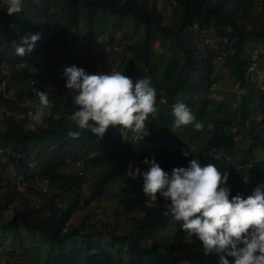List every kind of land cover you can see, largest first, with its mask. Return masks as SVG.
<instances>
[{"label": "trees", "instance_id": "trees-1", "mask_svg": "<svg viewBox=\"0 0 264 264\" xmlns=\"http://www.w3.org/2000/svg\"><path fill=\"white\" fill-rule=\"evenodd\" d=\"M173 2L180 6L181 14L171 25H164L156 3L148 5L146 0H24L22 11L11 16L6 13V4L0 7L1 60L10 69L0 77L5 88L7 79L29 83L34 76L45 85L63 81V70L71 66L86 74H107L102 67L110 61L114 71L134 82L148 78L157 93V112L149 116L144 133L148 134L139 141L136 134L122 128L109 127L102 138L78 129L70 120L79 108L73 99L75 93L70 91L54 101L53 91H45L42 82L33 98L38 102L37 91H45L54 105V113L44 117L46 128L28 125V113L34 111L31 106L24 108L23 117L7 114L3 118L0 242L11 241L9 254L16 249L26 251L23 259L11 257L14 264H219L220 254L205 255L198 239L189 237L180 222L164 215L162 200L153 203L145 196L142 178L131 175L129 168L136 158H142L141 149L148 147L160 152L165 165L160 166L169 174L172 167L168 165L179 160L183 165L176 167H187L193 158L202 166L211 163L222 173L228 171L229 199L236 195L247 198L257 186H264V94L261 84L252 80L256 70L248 72L253 62L259 66L264 60V53L257 51L258 45L264 46V0H260L258 17L247 22L240 21L247 8L242 0H234L233 7L228 6L229 0ZM124 18L141 27L144 37L119 50L113 47V34L107 40L102 36ZM80 22L85 24L83 33ZM155 30L169 41L160 54L149 44ZM37 33L41 39L33 51L18 56L15 49L21 38ZM208 34L218 48L204 51L197 38ZM216 58L224 60L237 90L223 92L215 109H210V92L220 81ZM187 102L195 103L193 114L203 129L189 135V142L195 138L202 144L197 149L186 146L189 155L185 157L174 150L178 143L175 135L184 138L192 125L173 132L172 108ZM69 131H80L81 135L72 138ZM238 137L242 143L248 142L239 150L235 149ZM8 164L25 185L37 178L53 190H45L37 205L16 207L6 215ZM115 181L122 185L116 200L124 208L123 214L115 211L112 221L105 217L96 226L69 222L80 205H95ZM101 213L109 216L108 209ZM28 233L36 235L39 242L28 243ZM227 259L231 264L234 258Z\"/></svg>", "mask_w": 264, "mask_h": 264}, {"label": "clouds", "instance_id": "clouds-1", "mask_svg": "<svg viewBox=\"0 0 264 264\" xmlns=\"http://www.w3.org/2000/svg\"><path fill=\"white\" fill-rule=\"evenodd\" d=\"M4 3L11 16L22 11L24 0ZM40 39L39 33L26 34L15 49L16 54L24 57ZM63 78L65 88L75 93L73 99L79 106L70 117L78 129L90 130L102 138L109 127L122 128L136 134L137 141L148 134H144L146 121L157 112V93L148 78L134 82L119 71L86 74L76 66L65 68ZM37 97L28 118L46 128L44 117L51 115L54 105L45 91L38 90ZM172 115L173 132L188 125H194L197 131L203 129L184 103H176ZM68 135L78 138L81 132L69 131ZM181 154L186 157L189 152L181 149ZM142 163L148 166L147 170L142 172L136 167L133 172L142 178L145 196L153 203L165 202L164 215L180 222L189 237L198 239L205 255L220 254L219 264H230L227 257L234 258L231 264H264V186H257L247 198L236 195L229 199V173H222L214 164L202 166L193 158L187 167H174L169 174L155 159Z\"/></svg>", "mask_w": 264, "mask_h": 264}, {"label": "rangeland", "instance_id": "rangeland-1", "mask_svg": "<svg viewBox=\"0 0 264 264\" xmlns=\"http://www.w3.org/2000/svg\"><path fill=\"white\" fill-rule=\"evenodd\" d=\"M34 1H41V0H34ZM148 5H150L152 2L156 3L157 9L161 12L163 16L162 23L164 25L168 24H173L178 16L181 14V8L177 3H174L173 0H146ZM240 0H238L239 2ZM233 2L234 0H229L228 6L233 7ZM242 2L246 3L247 7L245 10V13L243 14V17L240 18L241 22H247V21H252L253 19L258 17L259 11H260V0H242ZM4 0H0V7L3 6ZM26 5V4H24ZM240 14V13H239ZM110 22V21H109ZM112 22V21H111ZM45 28L42 27V33L45 32ZM79 30L81 33L85 32V24L83 22L79 23ZM51 32V30H50ZM113 47L117 46L118 49L120 50L121 48L126 47L127 44L132 43V42H141L143 39V30L141 27H136L130 19L124 18L119 21L117 25L114 27H108L107 31L104 33L102 36L104 40L108 39V36L112 35ZM206 37V36H205ZM205 37H198L197 42L201 43L202 47L204 48V51L208 48H218L217 44L215 43V38H212L210 36V39H208L209 45H206L205 43ZM204 41V42H203ZM204 43V44H203ZM150 47L152 50H154L157 54L163 53L167 47L169 46V41L162 36V33L159 31L155 30L154 31V39L149 42ZM119 45V46H118ZM258 45V44H257ZM258 50H261L264 53V46L258 45ZM107 56V55H106ZM2 54L0 53V77L3 74H6L10 71V69L7 68L6 63L1 60ZM107 60L108 57H107ZM224 60L220 58L215 59V68H216V73L219 75L220 81L213 87V89L210 92L209 95V106L210 109L218 105L219 101L223 97V92L224 93H229L232 94L237 90V85L234 81V79L229 75V69L226 67V65L223 63ZM260 65L256 64V71H255V76L252 78L254 82H258L259 84L264 86V60H261ZM103 71H106L107 74H110L112 71H114V67L111 64L110 61L106 62V65L102 67ZM192 78H195L193 74L191 75ZM42 77V75H41ZM43 78V77H42ZM11 79H7L6 82V88H5V96L1 95V97H4L6 102L4 100L0 99V130L4 128V121L3 118L8 114H13L16 117H23L24 108L31 106L33 107V104L36 103V101L33 98V94L36 93L37 90V85L42 82V85L44 86L45 91H53L51 94V97L54 101H59L60 97L64 95L65 93L70 92L71 90H68L65 88V80L63 81H55L56 83L52 82L49 83V85H45L44 82L40 79L34 84L31 85L28 83V80L26 82L19 80L18 82H11ZM10 81V82H9ZM230 91V92H228ZM262 93L264 94V87L262 90ZM234 104V103H233ZM193 113V110L195 108V103L190 102L185 104ZM258 105H257V112L258 113ZM51 113H54L50 109ZM252 115V114H249ZM35 123L32 121L28 122L29 126H33ZM263 125V124H262ZM197 130H195L194 125H192L189 129L188 132L185 133L187 134L184 138L179 136L180 134H176L175 138H177L178 143L174 146V150L176 151L177 154L181 153V149L184 150L186 146L192 147L193 149H197L200 147L202 143H200L197 139H193L190 142L188 141L189 135L194 136L193 134L196 133ZM238 140H235V149L239 150L240 148L246 147L248 142H241L239 140L240 138H237ZM141 157L142 158H136L135 161H133V164L129 168V173L135 177L137 176L133 171L136 167H139L141 171H146L147 170V165L143 164L142 161L145 159H155V161L159 165L162 164V158H160L159 154L160 152H157L151 148L148 147H143L141 149ZM185 151V150H184ZM165 157V156H164ZM258 157V156H257ZM134 160V159H133ZM179 160H176V164L173 165H168L167 167H176L181 166L183 164L178 163ZM135 164V167H134ZM174 166V167H173ZM134 167V168H133ZM163 168V167H162ZM170 168V169H172ZM165 171L166 169L163 168ZM5 178L7 179L9 183L8 187V192H7V197L4 199L5 201H8V206L7 210L5 211L6 215H10L11 211L16 208V207H23V206H28L32 207L34 205H37L41 199L43 198L44 194L43 189H46L48 191H52L53 189L47 185V183L43 180L40 179H34V180H29L27 185H20L18 184V178L15 176L14 173V168L11 165H6L5 166ZM92 178V177H90ZM121 183L120 181H115L111 184H109L107 187V190L104 192V194L95 200V205L94 203L88 206L85 205H80L77 210L73 212L71 215L69 222L73 223V225H78L82 221L87 224H92L96 226L99 224V220L102 219L101 217L104 216L103 213H101L102 210L108 209L109 210V216H104L106 217L105 219L112 221L114 219V212H120V214H123L124 208L118 206L117 203V194L119 193V190L121 188ZM85 191H87V187H84ZM3 200V201H4ZM4 201V202H5ZM163 202V201H161ZM165 203V202H163ZM117 209V210H116ZM100 211V212H99ZM116 213V212H115ZM100 214V217H99ZM132 216L136 217L138 216L136 213L131 214ZM99 222V223H98ZM167 231V230H166ZM26 239L28 243H33L34 242H39V238L36 235H30L28 233L26 235ZM12 247L11 241L10 240H4L0 242V264H14L12 262L11 257H15L17 259H23L25 252L18 250L14 251L13 253H8L7 251ZM195 264V263H192Z\"/></svg>", "mask_w": 264, "mask_h": 264}, {"label": "built area", "instance_id": "built-area-1", "mask_svg": "<svg viewBox=\"0 0 264 264\" xmlns=\"http://www.w3.org/2000/svg\"><path fill=\"white\" fill-rule=\"evenodd\" d=\"M194 26H196L195 24H194ZM206 39H205V43H208V39H210V35L208 34V35H206V37H205ZM256 63H252L251 65H250V67L248 68V72H251V71H255L256 69ZM37 81H36V78L34 77V76H32V77H30V80H29V84H31V85H34L35 83H36ZM260 87L263 89V85H260ZM1 95H3V96H5V83L2 81L1 83H0V96ZM25 180L23 179V178H21V177H19L18 178V184H20V185H25ZM46 189H43V191H45ZM104 216H106V215H104ZM101 217L102 219H104L105 217ZM99 217H100V214H99Z\"/></svg>", "mask_w": 264, "mask_h": 264}]
</instances>
